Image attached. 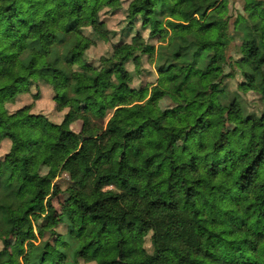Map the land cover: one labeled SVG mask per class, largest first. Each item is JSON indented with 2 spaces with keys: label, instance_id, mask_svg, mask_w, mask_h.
<instances>
[{
  "label": "trees",
  "instance_id": "1",
  "mask_svg": "<svg viewBox=\"0 0 264 264\" xmlns=\"http://www.w3.org/2000/svg\"><path fill=\"white\" fill-rule=\"evenodd\" d=\"M220 2L0 0V78L14 76L0 88V146L12 144L0 158V230L15 236L24 264H79L77 258L135 264V243L142 246L151 232L153 252L141 247L145 264H264V113L247 116L237 99L222 101L229 98L230 37L229 23L212 15ZM104 8L123 10L130 29L141 23L160 45L137 29L131 41L113 44L110 57L92 63L87 51L111 38L99 16ZM236 25L244 35L235 66L244 89L264 101V1L247 0ZM144 54L158 75L152 91H164L189 110L208 104L213 112L258 120L262 137L211 161L178 160L181 115L160 113L149 85L130 87L135 73L127 63L140 66ZM38 82L52 87L59 110L80 103L59 124L62 154L48 159V174L37 166L42 143H28L16 126L31 105L15 112L8 107ZM107 118L106 127L94 122ZM77 121L79 132L72 127ZM93 139L90 160L83 146ZM62 171L71 177L66 190L56 182ZM63 192L70 203L57 216L54 198ZM2 240L0 264H13L11 241Z\"/></svg>",
  "mask_w": 264,
  "mask_h": 264
},
{
  "label": "rangeland",
  "instance_id": "2",
  "mask_svg": "<svg viewBox=\"0 0 264 264\" xmlns=\"http://www.w3.org/2000/svg\"><path fill=\"white\" fill-rule=\"evenodd\" d=\"M264 1V0H263ZM247 0H221V2L212 9V15L223 17L224 21L229 23L228 34L230 37V44L227 51V65L228 75L224 81L227 87L229 98L223 97V103L237 99L243 109L245 115L261 116L264 113V101L261 95L257 92L245 90V77L238 66H235V61L242 57L241 45L243 32L236 25V20L240 15L245 14V6ZM240 5V7H237ZM96 13L93 6L88 9V16H93ZM99 16L106 22L107 28L111 31V38L109 41H97L86 54L89 61L99 65L103 57H110L113 51V44L120 40L131 41L132 36L137 29L143 31L147 40L150 43L160 45L158 36H151L149 29H144L141 23H137L133 29L129 28L128 18L123 10H111L104 8L99 11ZM192 22L198 26L202 23L200 17H196ZM91 30H87L89 33ZM235 66V67H233ZM130 71L135 73V77L130 87H139L140 85H149L150 97L154 102L160 113L166 116L181 115L185 129L182 133L181 139L177 143L175 157L178 160H183L187 157H199L206 161H211L215 156L224 153L229 148L236 146H247L252 136L261 138L263 135V124L260 121H248L245 117H237V115L229 110L211 111L208 104L195 103L191 110L185 105L176 104L168 96L167 93L160 90L152 91L153 85H156L157 72L154 64L149 60L148 55L141 56V65L136 66L133 61L127 63ZM14 81V76L7 72L0 78V88L10 85ZM106 82L107 79H104ZM35 95L38 96L35 99ZM31 105L29 111L23 112L16 119V126L27 138L28 143L32 141H40L43 145L37 159V166L40 168L42 174H48L50 167L47 164L51 156H60L62 149L59 144L60 129L59 124L63 121L65 115L70 111L78 108L80 103L74 100L70 107L64 110L57 108L55 100V93L49 84L38 82L33 85L30 93H24L17 96V101L14 104H9L8 107L12 112ZM83 111L86 107L83 106ZM93 119H96L93 117ZM105 121H97L99 125L106 127L108 123ZM75 131L82 129V121H77L73 124ZM96 140H88L84 143L83 153L88 159H92L96 151ZM11 141L5 142L0 146V158L11 150ZM56 182L60 184L63 190H66L71 182V177L67 172H60ZM70 203V196L63 192L54 198V205L57 209V216L63 212L66 204ZM64 225V224H63ZM65 232V226L59 228ZM1 238H9L11 241V251L13 254V264H24L23 258L16 255L17 245L15 236L5 229L0 230ZM149 235L142 246L153 252V236ZM0 238V250L3 248V240ZM48 238V235L45 239ZM41 240L36 241L40 244ZM148 245V246H146ZM139 242L135 243V264H145L146 260L141 253ZM87 264V263H85ZM96 264V263H95Z\"/></svg>",
  "mask_w": 264,
  "mask_h": 264
},
{
  "label": "clouds",
  "instance_id": "3",
  "mask_svg": "<svg viewBox=\"0 0 264 264\" xmlns=\"http://www.w3.org/2000/svg\"><path fill=\"white\" fill-rule=\"evenodd\" d=\"M237 7H240V5H237ZM225 71H228L227 68H225ZM151 235V233H149ZM148 246V245H146ZM79 261V264H85V258H77ZM87 264H95V261H88Z\"/></svg>",
  "mask_w": 264,
  "mask_h": 264
}]
</instances>
